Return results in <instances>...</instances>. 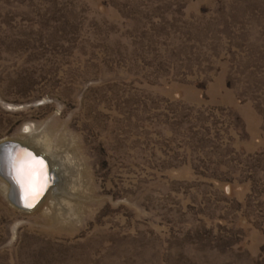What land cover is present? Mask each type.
Segmentation results:
<instances>
[{
	"label": "rangeland",
	"instance_id": "obj_1",
	"mask_svg": "<svg viewBox=\"0 0 264 264\" xmlns=\"http://www.w3.org/2000/svg\"><path fill=\"white\" fill-rule=\"evenodd\" d=\"M6 139L62 174L0 264H264V0H0Z\"/></svg>",
	"mask_w": 264,
	"mask_h": 264
},
{
	"label": "water",
	"instance_id": "obj_2",
	"mask_svg": "<svg viewBox=\"0 0 264 264\" xmlns=\"http://www.w3.org/2000/svg\"><path fill=\"white\" fill-rule=\"evenodd\" d=\"M35 160H37L39 164H35ZM16 170L19 173H17ZM15 172L18 178H16ZM0 176L12 185H9L10 193L8 196L11 204H14V206L20 210L26 211L33 209L55 185L56 181L55 174L51 169L48 159L41 155H37L33 150L26 147L23 142L14 139H7L0 142ZM22 176L28 180V186L32 187L37 195L44 192L33 207L24 205V203L29 205L27 204V192H29V187L25 189L22 187L21 180L19 181ZM15 181L19 182L21 188L19 187L16 189L17 187L15 186L17 182ZM12 182L16 185L14 186Z\"/></svg>",
	"mask_w": 264,
	"mask_h": 264
},
{
	"label": "bare ground",
	"instance_id": "obj_3",
	"mask_svg": "<svg viewBox=\"0 0 264 264\" xmlns=\"http://www.w3.org/2000/svg\"><path fill=\"white\" fill-rule=\"evenodd\" d=\"M7 140V139H6ZM23 144L24 145H26V147H28V148H30L31 150H33L37 155H41V156H43V157H45L46 159H48V161H49V163H50V165H51V169H52V171L54 172V174H55V177H56V181L58 180L57 178H59L60 179V175L62 174L61 173V171H60V167H58V165H56L55 163H53L52 162V159H49L48 158V156H47V154L46 153H44V152H42V151H40L39 149L38 150H36V149H34V146L32 147L31 145L30 146H28L27 145V143H24L23 142ZM35 164H39L38 163V161L37 160H35ZM4 171H5V168H4ZM17 171V170H16ZM17 173H19L18 171H17ZM15 176H16V178H18L17 177V174H16V172H15ZM12 179V178H11ZM13 180V179H12ZM15 180V179H14ZM21 180V183H22V187H24V189L26 188V187H29L28 186V184H27V182H28V180L27 179H25L24 178V176H22V178H20L19 179V181ZM55 181V184H57L56 186L54 185V187L53 188H51L47 193H46V195L42 198V200L33 208V209H29V210H27V211H36V210H38L42 205H44L45 204V202H47V199L49 198V197H51L53 194H55V192L58 190V188L60 187V181H57V182H59V183H57ZM7 182V181H6ZM15 182H17V181H15ZM8 183V182H7ZM12 184L15 186L16 184H14L13 182H12ZM8 185H10V183H8ZM48 185V184H47ZM10 186H12V185H10ZM9 186V187H10ZM15 187H17L16 189H18L19 187L21 188V186H20V184H19V182H17V185L15 186ZM28 189V188H27ZM46 189V188H45ZM45 189H44V191H45ZM34 189L32 188V187H29V192H27L28 193V203L27 204H31V207H33L38 201H39V199L42 197V195H43V193L44 192H41L39 195H37V193H36V191H33ZM10 191V190H9ZM10 193V192H9ZM25 193H26V191H25ZM14 205V204H13ZM24 205L25 206H28V205H26V203H24ZM29 207V206H28ZM26 211V210H25Z\"/></svg>",
	"mask_w": 264,
	"mask_h": 264
},
{
	"label": "snow or ice",
	"instance_id": "obj_4",
	"mask_svg": "<svg viewBox=\"0 0 264 264\" xmlns=\"http://www.w3.org/2000/svg\"><path fill=\"white\" fill-rule=\"evenodd\" d=\"M28 206L31 207V204H29Z\"/></svg>",
	"mask_w": 264,
	"mask_h": 264
}]
</instances>
